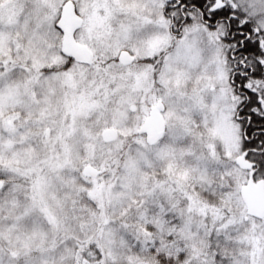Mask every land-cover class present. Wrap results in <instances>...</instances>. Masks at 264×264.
I'll list each match as a JSON object with an SVG mask.
<instances>
[{
  "label": "snow or ice",
  "instance_id": "1",
  "mask_svg": "<svg viewBox=\"0 0 264 264\" xmlns=\"http://www.w3.org/2000/svg\"><path fill=\"white\" fill-rule=\"evenodd\" d=\"M0 264H264V0H0Z\"/></svg>",
  "mask_w": 264,
  "mask_h": 264
}]
</instances>
